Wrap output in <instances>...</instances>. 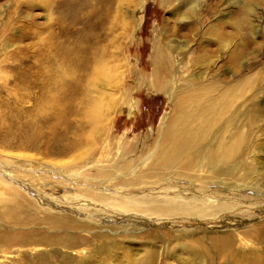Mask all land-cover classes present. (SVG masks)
Returning <instances> with one entry per match:
<instances>
[{
    "label": "rangeland",
    "instance_id": "rangeland-1",
    "mask_svg": "<svg viewBox=\"0 0 264 264\" xmlns=\"http://www.w3.org/2000/svg\"><path fill=\"white\" fill-rule=\"evenodd\" d=\"M196 1L118 0L119 28L112 48L118 56L115 61L126 69L124 85L129 91L114 93L123 109L108 110L110 118L102 121L96 143L99 161H88L82 150L86 145L78 148L89 125L81 71H75L79 77L73 74L68 85L57 86L58 98L47 104L46 84L15 82L18 72L12 67L22 62L51 73L61 61L74 66L72 71L82 66L86 11L65 24L57 18L53 0H0V264H264V194L255 189L242 193L210 183L209 188L224 192L213 201L223 200L234 209L196 218L126 211L86 192L107 193L110 202L127 196L163 201L178 189L165 191L164 186L192 185L188 180L167 184L152 178L148 184L127 188L116 175L99 183L94 169L109 165V154L122 149L126 152L121 160L154 167L151 157L159 145L160 129L172 113L169 92L149 86L154 46L164 33L190 44L184 54L175 52V59L184 65L183 77L199 71L191 58L201 45L208 53L215 51L210 58H218L222 78L233 84L242 76H258L264 87V0H201L190 22L173 14L177 9L191 13L188 7ZM77 6L73 3L72 11ZM258 18L260 26L253 29ZM55 20L66 28L61 40L53 36ZM220 34L227 36L228 49H220ZM234 53L241 56L238 64L232 59ZM249 100L247 105L256 108L251 115L259 116V121L246 124L245 130L252 132L251 143L256 140L261 149L248 151V162L264 171V91ZM11 188L17 190V199ZM222 234H229L231 240L220 248L212 236Z\"/></svg>",
    "mask_w": 264,
    "mask_h": 264
},
{
    "label": "bare ground",
    "instance_id": "bare-ground-1",
    "mask_svg": "<svg viewBox=\"0 0 264 264\" xmlns=\"http://www.w3.org/2000/svg\"><path fill=\"white\" fill-rule=\"evenodd\" d=\"M53 2L55 4L53 7L58 13L57 18L63 20L65 24L67 22L73 23V19L82 9L83 12L86 11L87 34L82 43L86 57L83 59L84 64L72 71L74 66L72 67L66 61H61L55 70L53 68V72L48 73L44 68L23 65L21 62L12 66L13 70L18 72L13 80L23 84L29 81L34 83L43 81L48 89V101H46L48 104L58 98L56 87L68 85L75 71L80 70L82 78L80 83L83 85L82 96L87 102L84 112L87 119L86 124L89 125L78 148L81 145H86V149H82L85 152L84 157L88 161H99L96 155V143L103 129L102 121L110 118L107 117L110 108L119 109L120 102L116 100L114 93L117 91L127 93L129 91L124 85L126 69L122 70L121 64L117 60L115 61L118 56L116 58V51L113 49L116 43V31L119 28L118 0H95L93 2L89 0V4L88 0H53ZM254 2L260 3L261 0H254ZM73 3L78 5L76 12L72 11L73 8L71 9ZM201 3V0H197L194 5H189L188 8L192 10L191 13L177 9L173 14L179 15V18H182L181 22L193 21L192 19H195L197 13L196 9ZM258 21L259 23L256 24L253 22V29H258L260 26L259 18ZM58 22L56 21L52 26L55 29L53 36L56 35L57 39L61 40L67 32L65 33L66 28L61 27V23ZM247 27L251 30L248 24ZM168 34V32L164 33V36L154 46L153 69L151 76L149 75V86L157 92H169L172 100V113L169 117L167 116V119H164V124L160 129L159 145L151 157L155 164L154 167H145L147 163L143 166L129 159L121 160L126 152L122 149L120 153L109 154V165H99L94 169L97 171L99 183L112 180L116 175L122 178L121 182L127 188L139 184H148L152 178H156L158 183L165 182L167 184L177 180H188L192 185H180L175 182L173 186H164L165 191L172 187L174 190H176L175 188L178 189L175 192L173 190L172 193L170 192L172 197L166 194L163 201L148 196L140 198L127 196V194L125 198L121 197L119 200L117 199L118 201L110 202L106 201L110 199H108L107 193L98 192V190L86 192L97 200L108 202L126 211H144L166 218L178 215L195 216V218L207 217L220 212V210L234 207V205H229L223 200L214 202V198L223 196L224 192L209 188L210 183H222L237 192L245 193L250 189H255L259 194H264V189L262 191L261 188V185L264 184L261 181L264 178V171L257 166L256 168L252 167L248 162L251 157L248 151L261 149V145L256 140L251 143L249 135L252 132L245 130L246 124L252 125L259 121V116L253 117L251 115L252 108L255 106L251 108L250 105H247L248 99L252 100L256 94L262 93L264 87L260 85L258 76L252 78L242 76L233 84L226 78H222L221 73H218V65H216L218 58H210L215 57V51L208 53L205 47L201 45L199 49L192 51L191 58L192 65L197 66L199 71L191 72L188 76L183 77L180 69L184 65L180 66V62L175 59V52L180 55L184 54L189 51L190 44L181 43L177 38L172 40ZM220 35L218 40L220 49H228L230 42L227 41V36ZM60 43L62 42L60 41ZM67 52L65 53L67 54ZM78 58L81 60V57ZM232 59L238 64L241 61V56L234 53ZM228 61L232 62L230 57ZM70 63L72 62L70 61ZM75 66L78 65L75 64ZM75 78L74 80H76ZM139 78L141 79V77ZM248 96L251 97L248 98ZM132 104L134 110L136 102ZM254 109L256 110V108ZM257 112L260 113L259 110ZM105 126L107 125L104 124ZM85 130L83 129V131ZM83 131L81 130V132ZM254 170H256V176V173H253ZM241 175L243 176V178L241 177L242 180H240ZM260 181L262 184H257ZM202 185L207 186L202 187ZM96 187L100 188L99 186ZM16 191L14 188H11L10 191L15 199L18 195ZM113 200L115 199L113 198ZM20 206L22 205L20 204ZM58 222L61 221L58 220ZM212 237L215 240L218 239V243L217 241L215 243L220 248L227 245L231 240L229 234Z\"/></svg>",
    "mask_w": 264,
    "mask_h": 264
}]
</instances>
